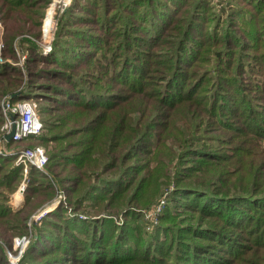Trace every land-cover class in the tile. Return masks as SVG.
I'll use <instances>...</instances> for the list:
<instances>
[{"label": "trees", "instance_id": "obj_1", "mask_svg": "<svg viewBox=\"0 0 264 264\" xmlns=\"http://www.w3.org/2000/svg\"><path fill=\"white\" fill-rule=\"evenodd\" d=\"M10 1L11 0H0V16L3 21L9 17V13L12 12L14 8H18L20 11L28 4V1L25 0H22V2H20L21 0L16 2ZM170 1L172 2V6L169 4V6H167V8L170 9V14H174L175 12H178V14L174 18L168 19V21L166 20V17H168L166 14H159L163 18H158L157 24L163 27V29L165 28V30L164 33L162 30L161 34L154 38V44L152 45L143 43L136 44L131 40V37H133L131 34H128L126 31L123 32L124 30H120V25L122 26V24H125L126 29H128L130 24L127 20L122 22L126 12L129 17V15H137L138 12L136 10L129 6H124V4L120 2L118 6L126 8V12L121 14L118 12V8L112 7L114 3L112 0H89L87 2L92 3L91 8L89 9L88 6L86 9L89 10H82V12L96 18L99 21L97 22V26L101 25L102 29L99 30V27H97V30H92L95 35L91 37L89 42H94V44H91V46L87 48L89 53H92L90 56L85 55L80 58L78 62H75L77 64L73 63L68 67H66L67 64L61 65L56 61L53 63L48 62L47 65H50L52 68H47V66L42 65L38 66L37 64L40 63V61L33 55L31 56L30 61L32 66L30 65L29 74L32 73L31 76H33L34 73H40L44 75L45 78H43L44 76L35 74L33 77L36 76L39 77V79L27 84L29 88L28 91L35 92V89L42 90V88H46L50 93L55 94L51 99L60 101L61 105L56 106L57 108L55 109H61L59 107L71 108L66 115L60 116L58 114V116H55L59 124L52 125V130L49 131V133L52 134L53 138L45 142L54 143L52 144L51 150H49V148L47 149L49 154L48 165L50 166L51 175L53 178L58 179L66 171L67 176L58 179V182L68 181V183H72L68 188L70 194L69 203L76 211L84 208L86 209L88 206L84 205V202L87 199L90 200L92 197L93 201L88 203L91 204L92 209L96 210L95 215L101 214L98 210L99 208H101L100 210L102 211H104V208L109 209L113 201H117L116 203L122 206L121 213L114 212L111 215L113 217L112 222L118 224H112L109 226L108 230H102V232L107 233L104 237L107 246H104V251L102 252L106 257L95 258L96 253H93L91 248L85 247L80 249V252L76 253L79 257L77 261H86V264H102L103 262L105 264H181L178 260L179 253L176 250L175 243H172L170 246L169 242H167L169 241V236L166 234L163 235V232L160 234L162 236H160L158 235L159 232H156L157 230L155 231V228L161 227V224L156 226L153 231L151 230L152 232L147 231L149 237H151L147 240H145L143 236L137 233L135 234V232H130L132 229L129 227V224L128 229L127 226L119 225L121 220L124 221L128 219V217L136 221H138V219H141V221L144 219L142 213L143 208H138V210H136L138 215H135L134 211L124 214L123 210L125 207L129 206L137 207L134 204L136 196L134 193V185L137 181L136 179H139L141 176V173L136 176V179L134 176L141 166H132L134 162L131 161L138 155L134 153L135 150L136 152L139 150L142 151L146 150L147 147L153 146L154 139L152 138V134L156 128H154L155 122L147 119V116L150 115L152 110L146 101L144 108H140L138 111L132 110V106H129V104L139 99L137 105L141 106L139 101H142L145 95H147L145 94V90L147 91L149 86L154 85L152 82L146 80L150 72L148 65L152 63V60H147L148 53L152 56L154 53L152 52L153 48L160 46L159 42H161L162 37L166 35L167 29L173 28L179 30L178 36L181 37L176 40L178 46H188L186 45L188 41H191L192 38L194 40L199 36L201 38H212L215 41L210 42L207 38L206 40L201 39L204 42L202 46H208V44L211 43L215 45L223 43L222 45L225 47L221 50L220 47H217L213 52L205 50L208 51L209 56L205 61L208 63V66L205 68L207 73H204V75L210 80L216 79V82L208 92L206 88H200L201 77H194L189 84L181 85L183 78L178 71L181 69V64L184 61L182 57L184 54L180 48H177L172 56L176 64L175 67L170 70L163 68L162 71L159 70V72H157V75L166 77L161 85L162 89L156 92V88H153V93L148 94L150 96H157V98L155 96L152 97V99L154 98L158 101V104L160 102L159 105L157 104L160 106V109L166 107L167 110L170 111L177 105L187 106V108L182 106L186 111L183 116V122L187 130L192 133L190 138H193L194 142L199 140L202 144L200 146H194V149H189V151H192L186 152V154L194 153L192 157H199L196 161L197 165L201 164L204 160L212 161V163L207 166L211 167L208 169V175L210 176L209 185L213 188L206 187L201 181L202 176L200 179L196 178L191 180L195 182L198 187L193 188L198 192H208L214 197L225 196L229 203H233V207L237 200H249L254 206L252 207L254 212L252 216H249L250 212L245 210V206L233 209L231 208V204L228 208H221L219 211H214L211 208L214 204L213 200L210 205V210L212 211L210 216L216 219L213 222L216 226L210 227V225H206V228L199 229H204L207 233H212L207 234L211 235L209 237L226 241L229 249H224V252L228 254V257L219 255L216 258H201V256L198 255V251L202 250V246L190 245L188 249L189 256L185 259V262L189 264H264V220H262L264 217V206H262V204L255 206L254 202H252L253 200L259 203L264 202V174L259 178L255 175L256 171L258 172L259 169L264 167L263 164L262 167L259 168V162L257 161V158L264 155V151L260 152L258 150V143L264 140V44H260L261 38H256L259 37L258 30H256L255 34H252L254 32H250L248 35L246 34L242 37L243 33L236 31V28L240 26L235 25V28H231L233 26L231 19H238L239 16L244 15V17H251V21L254 22L260 18L264 19V0H243L247 6L242 7L240 12L237 10V7H233L228 11L224 10L222 13L221 9L219 12V9L216 10V8L212 6L211 0ZM226 3L229 4L231 2L227 0ZM98 4H103L105 6L101 13L93 9L94 5L99 7ZM211 6L214 8L211 12H207L209 10L207 8ZM161 7L163 6L161 5ZM247 7H250V9H247ZM213 10L217 11L216 14H214L215 16L213 15L210 17L204 15V13L209 15ZM84 17L85 16H81L78 20ZM221 17L222 21H224L223 23H219ZM101 19H103V22H101ZM170 21H176L174 22L176 25H173ZM211 23L214 24L211 25ZM191 28L197 30L194 31V36H192L193 32ZM117 32H119L117 44L112 45L110 37L109 40L107 37L111 35V33ZM260 33L259 35L261 36L264 34V31ZM92 34H86V36H83V39ZM257 40L258 44H256ZM238 42L240 45H247L248 54L244 57L235 50L234 46H237V44H239ZM60 45L61 43L58 38L54 51H57ZM151 48L152 50H150ZM29 49L31 51V48ZM232 49L234 51H232ZM190 51L192 54L187 57L197 56L198 53H193L192 49ZM125 58L129 60V62H126L127 65H122L121 63L125 62ZM133 59L142 62L140 64L142 67L139 65L137 66V69L142 70V72L143 70L145 71V75L142 78L139 77L140 72H133L132 67L129 66V63L131 61L133 62ZM197 60L198 59H196V61ZM120 61L123 62L120 63ZM33 68H36V72L32 70ZM76 69L78 75L72 72V70ZM13 70L15 69L0 71V80L3 79L2 82L6 83L3 92H0L1 96L16 88L19 84L17 83L19 78H15V75L9 77V75L14 74ZM57 70L70 71L71 74L65 75L66 78L70 80L79 79L83 83L85 86L84 89L80 88L82 84L79 81H72L71 86L77 85L74 90L84 91V99L68 95V98L65 100V97H67L66 94H69L72 89L63 86L62 83L66 85L69 84V81L64 79V75L60 74V77L57 78L55 75L51 74V72ZM94 70L97 71L95 72L96 76H94L97 78L96 81L90 78L93 77ZM46 77H51V79L44 80ZM85 79L88 81V84L84 83ZM38 82L41 83V85L37 84ZM164 84H166V86H163ZM173 87L177 88L178 91L172 89ZM200 90L206 92L207 95L204 93L199 95ZM18 93L10 92V100L13 103L26 99L21 95L18 98ZM145 100H147L146 97ZM38 102L39 104L41 103V101ZM99 108L103 110L99 111ZM37 110L44 123V129L45 124L50 128L51 125L48 124V122L50 123V121H53L52 114L55 113V111H48L46 108L41 109L39 105ZM45 111L48 117L42 118L41 114H45ZM167 112H165V114ZM206 112L214 119L213 123L219 125L215 131L221 129L220 124L224 130L228 131V134L226 133V138L221 136L223 145L229 148L227 153H210L209 149L211 147L206 143L205 138L197 137V134L201 132V127L204 124H201L199 119L202 117L201 114ZM138 113L143 114L140 120L135 119ZM164 117H166V115ZM221 117H226L227 122L220 123L219 118ZM0 119L2 125L5 118L1 106ZM236 121L242 122L243 124L239 125ZM93 124L94 126H92ZM106 127H109V131L106 133V139H103L101 136H103ZM60 128L62 130H56ZM42 132L19 141H14L12 139L5 140V136H3V138L5 143L11 146L15 145V147H11V149L18 150L20 147L16 146L17 144L24 141H33L40 136ZM59 133L62 136H58L57 134ZM78 135H80V137L75 139L74 137ZM211 140L214 141L213 139ZM161 142V137H157L156 143L161 144ZM157 144L156 147H158ZM34 146L36 145H29L26 147ZM166 148L167 147H162L158 155L167 156L168 151L165 152ZM172 149L173 147H169L170 152ZM62 155L65 156L62 158ZM60 161H62V163L59 164ZM245 164L251 168L249 171L252 172L255 177L252 176L251 173L249 179L243 177V172L245 171L243 165ZM59 165L62 166L61 171L55 172L52 170V167ZM112 168L119 172L117 176L122 175L121 178L109 179L106 173ZM151 168H157V163L155 161L148 162V165H146L142 171H149ZM105 169L108 172H104ZM1 170L3 171V168H0V179L3 177L5 180L8 178L10 179L9 181H11L12 178L17 179L19 175H22L21 170L18 171L17 166H10L4 174H1ZM195 170L199 171L196 166ZM154 171L155 170H152L150 173L153 174ZM261 171L264 173V170ZM127 177L130 179L125 180L122 187L115 188L112 191L102 190V188L100 189L98 187L99 184L119 183L124 181V178ZM160 177H162L161 179H170V174L166 173ZM45 178V176H42V179ZM0 185L2 186V182H0ZM176 189L174 187L172 192L173 195L178 193V196L181 195L183 191H187L181 190L180 187H176ZM194 189L192 190L194 191ZM92 191L95 192L93 193ZM91 193H93V196ZM122 194L126 195L124 198L119 199ZM172 198L173 196H171V200ZM158 199L159 198H157L155 202H157ZM178 201L179 200L175 198V202ZM129 202L130 205L128 206ZM243 205H249V202ZM200 207L201 206L198 204L197 210H200ZM203 207L206 209L205 206ZM230 209L232 210L230 211ZM201 210L205 212L203 209ZM21 213L22 209L15 213L9 209H5L4 211L0 210V220L8 219V222L11 224L9 225L10 230L14 231V229L21 228V230L14 235L18 234L19 236H24L27 234L24 233L27 224L26 217L22 218L19 215ZM239 216L243 218H239ZM90 217L92 218V216ZM162 217L163 214L161 215V218ZM11 221H14V223H11ZM221 221L224 222L223 225H220ZM255 223L257 225L259 224L257 227H260V231L257 234H253L250 230ZM219 227L221 229H219ZM230 227L239 228V230L242 228L246 231L247 235L252 233L257 237L250 240L253 243L250 247L245 246V244H240L239 241H234V236L238 234H236V231H232ZM91 231L93 233L90 236V246L94 245V243L98 244L94 239L96 236L97 238L99 236L98 231ZM6 234L9 235L6 237L7 243H10V241L13 242L12 237H14V235L12 236V234L7 232ZM179 235L180 234L177 235L178 238ZM170 237L172 238V236ZM85 244H87V242ZM89 251L92 253H89ZM171 252L173 254H171Z\"/></svg>", "mask_w": 264, "mask_h": 264}, {"label": "rangeland", "instance_id": "obj_2", "mask_svg": "<svg viewBox=\"0 0 264 264\" xmlns=\"http://www.w3.org/2000/svg\"><path fill=\"white\" fill-rule=\"evenodd\" d=\"M16 1L18 0H11L10 2ZM25 1H28V4L25 7L26 9L22 8L19 11L18 8H14L12 12L9 13V17H7L5 21H3L0 16V71H10L12 69H15L13 70L14 74L9 75V77L15 75V78H19V81L17 82L19 84L16 88L4 93L2 96L0 95V106L2 108V113L4 114V118L6 121V114L3 110L2 102L6 99H10V92L18 93L20 91L17 94L18 98L21 95L26 99H34L36 100L37 105L41 106V109L46 108V110L55 111V113L52 114L53 121H50V123L48 122L51 127L49 128L45 124V129H43L44 131L40 136L35 138L33 141H24L20 144H17L16 146L20 147L18 150L11 149V147H15V145L11 146L10 144L5 143L3 138V136H5V132L3 130L5 121L2 125L0 122V168H3V171L1 170V174H4L10 166H17L18 171L21 170L22 174L19 175L17 179L12 178L11 181H9L10 179L8 178L5 180L3 177L0 179V182H2V186L0 185V210L4 211L5 209H9L15 213L19 212L22 209V213L19 215L22 218L26 217L27 228L24 233H27L25 235L28 236V242L23 247L22 252H20L17 247H14V239L19 235L14 234L20 231L21 228L14 229V231H12L9 229V225L11 224L8 222V219L0 220V264H86V261H77L79 257L76 255V253L80 252V249L86 247L91 248L92 252L96 253L95 258L106 257V255H104V253L102 252L104 251V246H107V243L104 241V237L107 233L102 232V230H108L110 225L116 223L112 222L113 217L111 215L114 212L121 213L122 206L118 205L116 203L117 201H113V203H111L112 205L109 206V209L104 208V211H102L100 210L101 208H99L98 210L101 214L95 215L96 210L92 209L91 204L88 203L93 201L92 197L90 200L87 199L84 202V205L88 206L86 209L84 208L76 211L75 208L72 207L69 203L70 194L68 192V188L72 183H68V181L58 182V179H62L64 176H67L66 171L61 175L60 178L55 179L51 175V170L49 168L50 166L48 165V162V166H46L45 170L38 171L35 168L31 167L30 164L26 165L25 163L18 162L17 154L18 151L29 145H41L45 149V151H47L48 148L49 150H51L52 144L54 143L45 142L46 140H51L53 138L52 134L49 133V131L52 130V125L59 124V122L57 121V117L55 116H58V114L60 116H64L71 109L65 107H59L61 108L59 110L55 109L57 108L56 106L61 105L60 101L51 99V97L55 96V94L50 93L46 88H42V90L35 89V92L28 91L29 88L27 87V84H29L31 81H36L37 79H39V77L35 76L36 79L35 77H33L35 74H37L38 76H44L40 73V75L38 73H34L33 76H31L32 73L29 74L30 65L32 66V63L30 61L31 56L33 55L40 61V63L37 64L38 66L42 65L47 66V68H52L50 65H47V63H53L56 61L61 65L67 64L66 67H68L69 65L78 62V60L85 55L90 56L92 54L89 53V50L87 49L91 46V44H94V42H89V40H91V37L95 35L92 30H97V27H99V30L102 29L101 25L97 26V22L99 21L96 18L82 12V10L87 11L91 8L92 3L87 2L89 0H72L70 5L64 9H59L55 5L54 0ZM113 1L114 3L112 7L118 8V12L121 14L126 12V8L123 6H118L120 2L124 4V6H129L130 8L138 12L137 15H129V17L127 16L126 12L125 18L122 22L127 20L130 23L128 29H126L125 24H122V26L120 25V30H124L123 32L126 31L128 32V34H131L133 36L131 37V40L136 44L143 43L152 45L154 44V38L160 35L162 30L164 33L165 28L163 29V27H160L157 24V19L163 18L159 14H166V16H168L166 17L167 21L168 19L174 18L178 14V12L170 14V9L167 8V6L169 5L172 6V2L170 0H112V2ZM229 1L231 2L229 4L226 3L227 0H211V3L213 4L212 6L216 8V10L219 9V12L221 9V13L224 12V10L228 11L233 7H237V10L240 12V9L242 7L247 6L243 0ZM20 2H22V0ZM103 4H98L99 7H96V5H94L93 9L98 10L97 12L101 13L104 10L103 8L105 7ZM161 5L163 7H161ZM212 6L207 8L209 9L207 12H211V10L214 8H212ZM86 7H88L89 9H86ZM53 8H56V12L53 10ZM248 8L250 9V7H247V9ZM216 12L217 11L213 10L212 13H209V15H206V13H204V15L212 17L214 14H216ZM81 16L85 17L78 20V18H80ZM47 20H49V22H46ZM231 21L233 22V26L231 28H235V25L240 26L239 28H236V31L242 32V37L246 34L248 35L250 32H254L252 34H255L256 30H258L259 37L256 38H261L260 44H264V34L261 36L259 35L261 34L260 32L264 31V19L260 18L259 20L254 22L251 21V17H244L243 15L239 16L238 19L233 18L231 19ZM101 22H103V19H101ZM170 22L173 23V25H176L174 23L176 21ZM223 22L224 21H222L221 17L219 23ZM213 24L214 23H211V25ZM191 29V31L193 32L192 36H194V31L197 30H194L193 28ZM45 30H49V35L47 34V32L44 33ZM167 30L168 31L166 32V35L162 37L161 42H159L160 46L153 48V55L150 56V53H148L147 60H152V63L148 65L150 68V72L146 77V80L152 82L154 85L149 86V88H147V91L145 90V94H147L145 95V97L147 100H145V97L142 101L140 100L139 103L141 106L137 105L139 99H136L129 104V106H132V110L134 109V111H138L140 108H144L146 101L148 105H150L149 107L152 110L150 115L147 116V119L155 122L154 128H156L154 129L152 134V138L154 139L153 146L147 147L146 150L142 151L139 150L136 152L135 150L134 153H137L138 155L131 161L134 162L132 166H141L138 169L139 171H137L134 176V178L136 179V176L141 173V176L139 177V179H136L137 181L134 185V193L136 194L134 204L137 207L129 206V202V207H125L123 210L124 214H127L130 211H134L135 215H138L136 210H138V208H143V210H140H142L144 219L142 221L141 219H138V221H136L128 217V219L124 221L121 220L119 225L127 226L128 229L129 224V227H131L132 229L130 230V232H135V234L137 233L143 236L145 240H147L148 238H151L149 237L147 231H153L156 226L161 224V227L155 228V231L157 230L156 232H159L158 235L163 232V235L166 234L167 236H169V241L167 242H169L170 246L172 243H175L177 248L176 250L179 253L178 260L181 264H189L185 262V259L189 256L188 249L190 245H199L200 247L202 246V250L198 251V255L201 256V258H216L219 255L228 257V254H225L224 252V249H229L228 243L226 241L209 237L211 235L207 234L212 233H207V231H205L204 229H199L206 228V225H210V227L216 226L213 223L216 219L210 216V213L212 212L210 210V205L212 204L213 200L214 204L211 208L214 211H219L221 208H228L231 203L228 202L225 196L214 197L213 195L211 196L208 192H198L193 188L198 187L196 186L197 184L195 182H192L191 180L196 178L200 179L201 176V181L206 185V187H211L209 185L210 176L208 175V169L211 167L207 165L211 164L212 161L204 160L201 164L197 165L196 161L199 159V157H192L194 156V153L186 154V152L192 151H189V149H194V146H200L202 144L199 140L194 142V139L190 138L192 133L187 130L183 122V116L186 113L184 108H187V106L182 105L184 107L182 108L181 105H177L170 111H168L166 107L160 109V106H158L160 102L158 104V101H156L154 98L152 99V97H155L156 95L150 96L148 94L153 93V88H156V92H159V89H162L161 85L163 84L165 80L164 78L166 77L157 75V72H159V70L162 71L163 68L170 70L171 68L175 67L176 64L174 59H172V56L176 52L177 48H180L182 50V53L184 54L182 56L184 58V61L181 64V69L178 71L183 78L181 81V85L189 84L194 77H201L200 88H206V91L208 92L210 89H212L214 83L216 82V79L210 80L204 75V73H207L205 68L208 66V63L205 61L209 56L208 51L205 50L213 52L217 47H220L221 50L225 46L222 45L223 43H219L216 45L211 43L208 44V46H202L204 42L201 39L206 40L207 37L201 38L200 36L195 38L194 40L192 38L191 41H188L186 43V45L188 46H178V42L176 40L177 38H181L178 36L179 30H175L173 28ZM118 33L119 32L111 33V35L114 34L113 36L108 35L107 38L109 40L110 37L112 45L117 44L116 42L118 40ZM86 34L92 35H89L88 37L83 39V36H86ZM58 38L61 45L57 51H54ZM207 40H210V42H215L212 38H207ZM256 44H258V40ZM234 47L241 56L244 57L246 56V54H248L247 45H240L239 43ZM29 48H31V51ZM191 49L193 53H198L197 56L187 57L188 55L192 54L190 51ZM150 50H152V48ZM232 51L234 50L232 49ZM196 59L198 60L196 61ZM121 62L123 61H120V63ZM126 62H129V60L125 58V62L121 64L127 65ZM141 63L142 62H139V60L133 59V62L131 61L129 63V66L132 67L133 72H140L139 77L142 78L145 75V71L143 70L142 72V70L137 69L138 65L142 67V65H140ZM32 70H35L36 72V68H33ZM72 72L78 75L77 69L72 70ZM95 72L97 71L94 70V73L92 75L93 77H90L93 81L97 80V78L94 77L96 76ZM51 74L55 75L58 78L60 77V74L64 75L65 77V75L71 73L67 70H57L51 72ZM43 78H45V76ZM47 79H51V77H46V79L44 80ZM64 79L69 81V84L66 85L62 83L63 86H67L72 89L69 94H66L67 97H65V100L68 98V95H70L71 97H79L81 99H84V91L81 92L74 90L76 89L77 85L71 86L72 81H81L79 79L70 80L66 77ZM2 80L3 79L0 80V92H3L6 84L5 82H2ZM87 82L88 81L85 79L84 83ZM37 84L41 85V83L39 82ZM81 84L82 85L80 88L84 89L85 86L82 82ZM163 86H166V84H164ZM172 89L178 91V89L175 87H173ZM202 93L207 95L206 92H202V90H200L199 95H201ZM38 101H41V103L39 104ZM102 110V108H99V111ZM165 112L167 113L165 114ZM164 114L166 115V117H164ZM142 115V113H138L135 119L140 120ZM41 116L42 118L48 117L46 111L45 114H41ZM201 116L202 117L199 120L201 121V124H204L203 126L201 125V132L197 134V137L199 136V138H205L206 143L211 147L209 149L210 153H227L229 151V148L226 145H223L221 136L226 138V133L228 134V131L224 130L221 124V129H219V131H215V129L217 128V126L219 127V125L213 123L214 119L210 115H208V112L202 113ZM219 121L220 123L227 122V119L226 117H221L219 118ZM236 122L239 125L243 124L242 122ZM92 126H94V124ZM106 128L104 129L103 136L100 135L101 137H103V139H106V133L109 131V127L107 129ZM56 130L62 129L60 128ZM57 135L62 136L60 133ZM156 136L161 137V144L156 143ZM79 137L80 135L74 138L78 139ZM211 139H213L214 141H212ZM156 144L158 145V147H156ZM258 144V150L260 152H263L264 140L262 142H259ZM162 147H167L165 149V152L168 151L167 156L158 155V152ZM169 147H173L171 152L169 151ZM46 154L47 156H49L48 151L46 152ZM64 156L65 155H62V158ZM150 161H155L157 163V168H151L149 171H142V169L146 167V165H148V162ZM257 161L259 162L258 167H262V165L264 164V155L260 158H257ZM60 163H62V161H60L59 164ZM195 166L199 171H201H196ZM243 167L245 168V171L243 172L244 178L249 179L251 177L250 173L254 177L255 175H257L258 178L262 174H264L263 171H261L264 170V167H262V169H259L258 172L256 171L255 175L249 171L251 168L248 165L245 164L243 165ZM52 168V170H54L55 172L62 170L61 165L54 166ZM152 170H155L153 174L150 173V171ZM106 171L107 170L105 169L104 172ZM116 172L117 170L112 168L106 174H108L107 176H109V179L121 178L122 175L117 176L119 172ZM166 173L170 174V179H161L162 177L160 176L165 175ZM42 176H45L46 178L42 179ZM127 179L129 180L130 178H124V181H121L119 183L112 182L103 185L99 184L98 187L100 189L102 188V190L112 191L115 188L122 187L125 183V180ZM174 187L175 189L176 187H180L181 190L187 191H181V195L178 196V193L173 195L172 192ZM192 189H194V191ZM95 191L92 192L94 193ZM93 193H91L92 196ZM125 195L126 194H122L119 199L124 198ZM171 196H173L172 200ZM157 198L159 199L157 202H155ZM175 198H177L179 201L175 202ZM248 202L249 205H243L248 204ZM252 202H254L255 206L258 204H262V206H264V202L259 203L258 201L254 200ZM198 204L201 206L200 210H197ZM251 204L252 203L249 200H237L234 207L233 203L231 204V208L235 209L237 207L242 208L245 206V210H248L250 212L249 216H252V214H254L252 207L254 206L253 204ZM203 206H205L206 209ZM201 209H203L205 212H202ZM231 210L232 209H230V211ZM162 214L163 219L161 218ZM13 216L15 217L14 214ZM90 216H92V218ZM239 218L243 217L239 216ZM262 220H264V217ZM11 223H14V221H11ZM223 223L224 222L221 221L220 225H223ZM258 225L255 223L254 226L250 228L253 234H257L260 231V227H257ZM219 229L221 228L219 227ZM230 229L232 231H236V234H238L234 236V241H239L240 244H245V246L248 247L253 244L250 240L254 237H257L252 233L250 235H247L246 231L242 228H240L239 230V228L230 227ZM91 230H94L96 232L98 231L99 235L98 238L96 236V238L94 239V241L98 242V244L94 243V245H91L92 247L89 245L90 236L93 233ZM6 232L12 234V236L14 235V237H12L13 242L10 241V243H7L8 241L6 237H8L9 235H7ZM178 234H180L179 238L177 236ZM170 236H172V238ZM86 242L87 244H85ZM92 252L89 251V253ZM171 254L173 253L171 252ZM102 264L105 263L103 262Z\"/></svg>", "mask_w": 264, "mask_h": 264}, {"label": "built area", "instance_id": "obj_3", "mask_svg": "<svg viewBox=\"0 0 264 264\" xmlns=\"http://www.w3.org/2000/svg\"><path fill=\"white\" fill-rule=\"evenodd\" d=\"M71 1L72 0H54V3L59 9H64L70 5ZM55 9L56 8H53L56 12ZM46 32L49 35V30L44 31V33ZM2 107L6 114V121L3 126L5 136L11 130L13 123L16 124V130L12 137L14 141H19L32 135H38L43 131L44 123L38 114L36 100L24 99L13 103L10 99H6L2 102ZM17 155L18 162L25 163L26 165L30 164L31 167L38 171L45 170L47 166L48 156L45 149L40 145L25 147L18 151ZM27 242V235L18 236L14 239V247H17L18 250L22 252Z\"/></svg>", "mask_w": 264, "mask_h": 264}, {"label": "water", "instance_id": "obj_4", "mask_svg": "<svg viewBox=\"0 0 264 264\" xmlns=\"http://www.w3.org/2000/svg\"><path fill=\"white\" fill-rule=\"evenodd\" d=\"M15 130H16V124L13 123L11 130L6 134L5 139L6 140L12 139V137H13V135L15 133Z\"/></svg>", "mask_w": 264, "mask_h": 264}, {"label": "bare ground", "instance_id": "obj_5", "mask_svg": "<svg viewBox=\"0 0 264 264\" xmlns=\"http://www.w3.org/2000/svg\"><path fill=\"white\" fill-rule=\"evenodd\" d=\"M47 22H49V20H47Z\"/></svg>", "mask_w": 264, "mask_h": 264}]
</instances>
